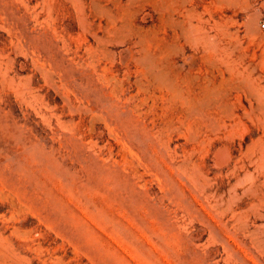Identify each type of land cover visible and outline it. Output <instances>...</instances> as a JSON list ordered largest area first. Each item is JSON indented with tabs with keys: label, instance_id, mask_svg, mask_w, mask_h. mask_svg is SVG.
Returning <instances> with one entry per match:
<instances>
[{
	"label": "rangeland",
	"instance_id": "rangeland-1",
	"mask_svg": "<svg viewBox=\"0 0 264 264\" xmlns=\"http://www.w3.org/2000/svg\"><path fill=\"white\" fill-rule=\"evenodd\" d=\"M177 1L0 0V264H264V0Z\"/></svg>",
	"mask_w": 264,
	"mask_h": 264
},
{
	"label": "bare ground",
	"instance_id": "bare-ground-1",
	"mask_svg": "<svg viewBox=\"0 0 264 264\" xmlns=\"http://www.w3.org/2000/svg\"><path fill=\"white\" fill-rule=\"evenodd\" d=\"M136 1V0H135ZM153 1V0H152ZM173 1V0H172ZM177 1V0H176ZM181 1V0H180ZM183 1V0H182ZM120 2V1H119ZM129 2V1H128ZM178 2V1H177ZM176 2V3H177ZM184 2H188V1H184ZM218 2V1H217ZM222 2V1H221ZM164 2H162L163 4ZM74 4V3H73ZM133 4V3H132ZM131 4V5H132ZM167 4V3H166ZM184 4V3H183ZM96 5V3H95ZM160 5V4H159ZM164 5V4H163ZM162 5V6H163ZM168 5V4H167ZM172 5V3L170 4ZM185 5V4H184ZM178 7V5H176ZM182 6V5H181ZM160 7V6H159ZM166 7V6H165ZM164 7V8H165ZM168 7V6H167ZM173 7H174V3H173ZM161 8V7H160ZM163 8V10H164ZM169 8V7H168ZM83 9V8H82ZM190 9V8H189ZM84 10V9H83ZM162 10V9H161ZM162 10V11H163ZM166 10H168L166 8ZM164 10V11H166ZM169 11V10H168ZM81 12V11H80ZM85 12V11H84ZM96 12V11H95ZM108 11H106L107 13ZM176 12V11H174ZM109 13V12H108ZM182 13V12H181ZM185 13V12H184ZM178 14V15H175V16H172V12H171V17L170 19H172V22L176 25L177 28L181 29L183 34L186 36V38H190L192 39V41L198 43L200 42L202 45H204L205 48L207 49H214L217 45H218V38L219 36L215 33H212L211 31L209 30H206L203 26H201V23L200 24H194L190 19H191V13L190 12H187L186 14ZM101 16V15H100ZM112 16V15H111ZM162 16V15H161ZM109 18V16L107 17ZM162 18V17H161ZM167 19V18H166ZM196 20V19H195ZM110 21V20H109ZM214 21V20H213ZM171 22V21H170ZM110 23V22H109ZM113 23V22H112ZM167 23V22H165ZM208 24V23H207ZM214 24L215 21H214ZM162 25V23H161ZM204 25V24H203ZM100 26V25H99ZM167 26L169 27V25L167 24ZM215 26V25H214ZM217 26V25H216ZM162 27V26H160ZM171 27V26H170ZM174 27V25H173ZM216 28V27H215ZM105 29V28H104ZM218 29V28H217ZM177 30V29H176ZM106 33V31H105ZM222 33V32H220ZM95 37V36H94ZM115 37V36H114ZM222 38V37H221ZM108 40V39H107ZM189 41V40H188ZM101 42V41H100ZM193 42V43H194ZM122 43V42H120ZM112 44V43H111ZM122 45V44H121ZM174 47V46H173ZM172 50V49H171ZM225 51V50H224ZM221 56V55H220ZM219 56V57H220ZM218 58V57H217ZM148 64V63H147ZM151 65V64H150ZM153 66V65H152ZM147 68V66H146ZM152 69V68H151ZM232 69V68H231ZM146 70V69H145ZM227 70V69H226ZM246 70V69H245ZM153 71H155V73L157 72L156 71V68L153 67ZM228 72V71H227ZM238 73V72H237ZM239 73H242V72H239ZM251 73V72H250ZM243 74V73H242ZM238 75V74H237ZM149 76V75H148ZM158 76V74L156 75ZM158 78L160 79V77L158 76ZM247 78V77H246ZM161 81V79H160ZM251 81V80H250ZM241 84V83H240ZM250 84V82H249ZM139 85V84H138ZM173 93V92H172ZM254 95V94H253ZM213 96V95H212ZM264 96V95H263ZM258 98V97H257ZM263 98V97H262ZM206 102V101H205ZM202 104V103H201ZM188 111V110H187ZM195 111V110H194ZM191 112V111H190ZM264 121V120H263Z\"/></svg>",
	"mask_w": 264,
	"mask_h": 264
},
{
	"label": "built area",
	"instance_id": "built-area-1",
	"mask_svg": "<svg viewBox=\"0 0 264 264\" xmlns=\"http://www.w3.org/2000/svg\"><path fill=\"white\" fill-rule=\"evenodd\" d=\"M262 26L264 27V24Z\"/></svg>",
	"mask_w": 264,
	"mask_h": 264
}]
</instances>
